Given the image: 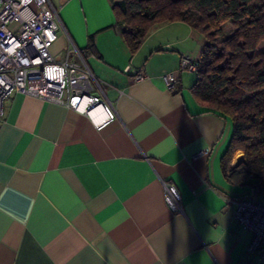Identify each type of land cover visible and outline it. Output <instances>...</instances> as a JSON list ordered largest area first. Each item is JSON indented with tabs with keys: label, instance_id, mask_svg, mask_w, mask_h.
<instances>
[{
	"label": "crops",
	"instance_id": "1",
	"mask_svg": "<svg viewBox=\"0 0 264 264\" xmlns=\"http://www.w3.org/2000/svg\"><path fill=\"white\" fill-rule=\"evenodd\" d=\"M51 1L53 56L81 50L116 118L96 128L64 104L11 92L0 119V264H264L246 258L252 233L232 202L264 197L237 174L241 150L222 163L232 120L201 107L195 72L178 71L182 53L199 59L204 36L168 22L132 53L112 0ZM140 70L146 78L134 80ZM170 71L173 91L162 80ZM164 183L179 190L181 211Z\"/></svg>",
	"mask_w": 264,
	"mask_h": 264
},
{
	"label": "trees",
	"instance_id": "2",
	"mask_svg": "<svg viewBox=\"0 0 264 264\" xmlns=\"http://www.w3.org/2000/svg\"><path fill=\"white\" fill-rule=\"evenodd\" d=\"M112 9L132 53L168 22L188 23L204 36L190 90L206 111L232 120L223 166L241 150L247 168L237 174L254 179L255 194L264 197V0H112Z\"/></svg>",
	"mask_w": 264,
	"mask_h": 264
},
{
	"label": "built area",
	"instance_id": "3",
	"mask_svg": "<svg viewBox=\"0 0 264 264\" xmlns=\"http://www.w3.org/2000/svg\"><path fill=\"white\" fill-rule=\"evenodd\" d=\"M59 28L58 11L51 0H0V119L6 99L18 91L71 107L86 115L96 128H102L116 118V112L81 50L73 48L78 60L69 57L70 50L61 61L53 56ZM197 67L196 59L181 56L179 72H195ZM146 76L140 70L134 80ZM162 80L173 91L178 72H164ZM95 86L99 94L94 93ZM164 190L170 209L181 211L177 187L164 183ZM232 202L237 222L252 233L246 258L264 259V199L240 198Z\"/></svg>",
	"mask_w": 264,
	"mask_h": 264
},
{
	"label": "rangeland",
	"instance_id": "4",
	"mask_svg": "<svg viewBox=\"0 0 264 264\" xmlns=\"http://www.w3.org/2000/svg\"><path fill=\"white\" fill-rule=\"evenodd\" d=\"M225 32L226 33H230L231 32V27L229 26V25H227L226 27H225ZM205 40V39H204ZM201 47V44H199L197 47H196V49H197V51H198V49ZM258 50H261L260 49V45H259V47H258ZM182 55H184V56H189L190 58H194V56H193V54L191 53V52H189V53H182ZM181 55V56H182ZM181 58V57H180ZM182 72H186V73H191L190 71H186V70H184V71H182ZM193 76H196L195 74L193 75ZM236 153V152H235ZM234 153V154H235Z\"/></svg>",
	"mask_w": 264,
	"mask_h": 264
}]
</instances>
